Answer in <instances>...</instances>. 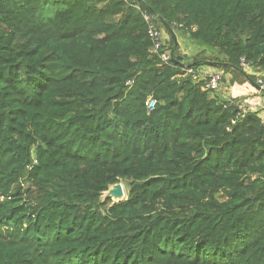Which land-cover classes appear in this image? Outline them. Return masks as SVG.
<instances>
[{"label":"trees","instance_id":"trees-1","mask_svg":"<svg viewBox=\"0 0 264 264\" xmlns=\"http://www.w3.org/2000/svg\"><path fill=\"white\" fill-rule=\"evenodd\" d=\"M259 47L264 0H0V264H264V120L225 95Z\"/></svg>","mask_w":264,"mask_h":264},{"label":"built area","instance_id":"built-area-1","mask_svg":"<svg viewBox=\"0 0 264 264\" xmlns=\"http://www.w3.org/2000/svg\"><path fill=\"white\" fill-rule=\"evenodd\" d=\"M144 18L147 21H151L150 17L147 16L146 14H144ZM148 34L152 38V42H153L151 52H156L162 45L163 35L159 31L154 29L152 23L149 24ZM170 57H171V55L168 52V53L161 54L160 59H161L162 63H166V62H168ZM240 65L247 72L251 71V65L246 63L244 58L240 59ZM188 73L191 75L192 79H194V80H199V79L204 80L205 81V88H207V89L216 90L220 87V85L222 83V73L219 71L210 74V73H206L203 71L195 72V71L189 70ZM257 85L260 87H264V81L261 79H258ZM246 102H247L246 103V109H249L252 111H257V112H259V110H261V111L264 110V97H262L258 102L253 103V104L250 102V100H249V102H248V100H246ZM154 105H155L154 100L148 101L147 106H148L149 110H152L154 108Z\"/></svg>","mask_w":264,"mask_h":264},{"label":"water","instance_id":"water-1","mask_svg":"<svg viewBox=\"0 0 264 264\" xmlns=\"http://www.w3.org/2000/svg\"><path fill=\"white\" fill-rule=\"evenodd\" d=\"M162 25L166 28V30H168V32L172 36V38L174 40V47H176L177 46V42H176V36L175 35L179 34V32L175 31L174 29H172L171 26H169L168 24L163 23ZM259 50L263 51L264 47H259ZM181 60H182V57L179 56V55L171 56V62H173V63L180 62ZM254 87L256 88L257 91H259L262 94H264V88L259 87L256 84H254ZM104 195H105V197L110 198L113 203H117V202L123 201L126 198V195H125V192H124V188H123L121 183H118V184H115V185L111 186L104 193Z\"/></svg>","mask_w":264,"mask_h":264},{"label":"crops","instance_id":"crops-1","mask_svg":"<svg viewBox=\"0 0 264 264\" xmlns=\"http://www.w3.org/2000/svg\"><path fill=\"white\" fill-rule=\"evenodd\" d=\"M177 46H178V44H177ZM182 54V53H181ZM184 54V53H183ZM182 54V55H183ZM210 67H212L211 65H209V66H206L205 67V69L202 67L201 69H200V71H203V72H206V73H210V74H212V73H214V72H217V71H219V70H217V69H214V68H210ZM207 68V69H206ZM219 72H221V71H219ZM222 73V72H221ZM228 74V76L230 75L229 73H227ZM223 76V75H222ZM224 82V81H223ZM226 84H228V83H225V85ZM221 85H223V83L221 84ZM227 88H226V92H225V95L226 96H228V95H230V96H232V97H245V96H247V98H248V102H249V100H250V102L253 104V103H256V102H258L261 98H262V96H261V94L258 92V93H256V92H254L253 90L251 91L246 85H242V86H240V85H235V86H231V87H228V86H226ZM255 88V87H254ZM255 90H256V88H255ZM256 93V94H255ZM254 94V95H253ZM247 103V102H246ZM259 116L264 120V110H259Z\"/></svg>","mask_w":264,"mask_h":264},{"label":"rangeland","instance_id":"rangeland-1","mask_svg":"<svg viewBox=\"0 0 264 264\" xmlns=\"http://www.w3.org/2000/svg\"><path fill=\"white\" fill-rule=\"evenodd\" d=\"M176 42L178 44V47H177L178 51L182 54L184 53L183 55H185L186 59L193 58L195 55H197L202 50L205 51L206 56L207 55L210 56L212 54L216 55L214 53L210 54L208 52V50H206L205 48L197 46L194 41H190L189 39L185 40L181 36L176 37ZM202 67L205 69L206 65H202ZM210 68L212 69V67H210ZM258 79H264V73L263 72L261 74H258ZM244 99H245V101L248 100L247 96H245ZM125 195H126V193H125ZM102 198H105V195H103Z\"/></svg>","mask_w":264,"mask_h":264},{"label":"clouds","instance_id":"clouds-1","mask_svg":"<svg viewBox=\"0 0 264 264\" xmlns=\"http://www.w3.org/2000/svg\"><path fill=\"white\" fill-rule=\"evenodd\" d=\"M256 85H257V82L255 83ZM260 87V86H259ZM262 88H264V87H262ZM259 92V91H258ZM259 93H261V92H259ZM262 96V95H261ZM262 97H264V96H262ZM123 186V185H122ZM124 188V187H123Z\"/></svg>","mask_w":264,"mask_h":264}]
</instances>
